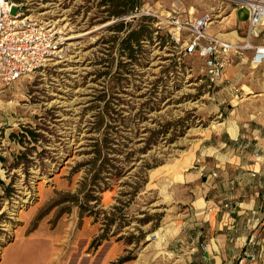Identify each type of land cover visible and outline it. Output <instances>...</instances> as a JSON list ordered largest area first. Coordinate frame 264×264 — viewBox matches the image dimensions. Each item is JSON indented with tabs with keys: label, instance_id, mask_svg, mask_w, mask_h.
Masks as SVG:
<instances>
[{
	"label": "rangeland",
	"instance_id": "374dc122",
	"mask_svg": "<svg viewBox=\"0 0 264 264\" xmlns=\"http://www.w3.org/2000/svg\"><path fill=\"white\" fill-rule=\"evenodd\" d=\"M22 1L36 13L38 0ZM60 1L61 38L79 36L0 90V264H172L182 180L217 125L219 102L264 93V61L253 68L252 50L232 52L223 81L212 83L203 58L184 52L186 32L141 0L118 15L126 7ZM134 30L138 43L125 49ZM156 201L158 211L144 210Z\"/></svg>",
	"mask_w": 264,
	"mask_h": 264
},
{
	"label": "crops",
	"instance_id": "0c3cea01",
	"mask_svg": "<svg viewBox=\"0 0 264 264\" xmlns=\"http://www.w3.org/2000/svg\"><path fill=\"white\" fill-rule=\"evenodd\" d=\"M141 1L142 10L162 21L192 22L209 13L208 38L247 40V0ZM261 34L249 43L260 44ZM225 75L223 70L219 83ZM246 93L235 104L219 102L217 125L201 140L194 169L182 180L187 204L172 264H264V93Z\"/></svg>",
	"mask_w": 264,
	"mask_h": 264
},
{
	"label": "built area",
	"instance_id": "2783aa9c",
	"mask_svg": "<svg viewBox=\"0 0 264 264\" xmlns=\"http://www.w3.org/2000/svg\"><path fill=\"white\" fill-rule=\"evenodd\" d=\"M26 5L22 0H0V90L22 76L46 67L55 60L59 45L63 43L61 30L57 28L64 21L57 11L63 2L38 0L35 14L30 13ZM246 5L249 10L247 40L241 44L208 38L205 29L211 19L209 13L192 22L182 23L171 18V24L187 34L183 41L184 52H197L203 58L206 76L212 83L221 78L226 57L232 51L253 50L250 63L254 67L264 61V41L258 45L248 41L250 37L263 38L264 0H247ZM13 8H16L14 13ZM179 37L174 39L178 41Z\"/></svg>",
	"mask_w": 264,
	"mask_h": 264
},
{
	"label": "bare ground",
	"instance_id": "6f19581e",
	"mask_svg": "<svg viewBox=\"0 0 264 264\" xmlns=\"http://www.w3.org/2000/svg\"><path fill=\"white\" fill-rule=\"evenodd\" d=\"M79 36V35H77ZM76 35L70 33L66 36H64V38H62L63 40H65V42H67L68 40L70 39H73L75 37H77ZM64 43V42H63ZM62 43V44H63ZM61 51V48L60 50L58 51V53ZM67 54L65 53L64 56H66ZM71 56H68L67 59H63L64 61L70 59ZM254 66V65H252ZM51 103H60L61 105L64 104L66 106H71V103L68 101V102H64V101H60V100H53ZM51 103H48V104H51ZM59 146L56 147V151H57V154L61 156V153H63V147L64 145H66V143H60V144H57ZM67 147L70 148L71 147V142H68L67 143ZM187 166V163L185 165H183L182 167L183 168H186ZM177 179H180V175L178 174V176L176 175ZM19 191H20V194H19V199L22 203L24 202H27L28 201V198H29V195H30V192L28 191V187L27 185H25L22 181L19 183ZM21 203V204H22ZM160 202L156 201V202H149L148 205H147V208H145L144 210H148V211H151V212H154V211H158L159 210V207H160Z\"/></svg>",
	"mask_w": 264,
	"mask_h": 264
},
{
	"label": "trees",
	"instance_id": "16d2710c",
	"mask_svg": "<svg viewBox=\"0 0 264 264\" xmlns=\"http://www.w3.org/2000/svg\"><path fill=\"white\" fill-rule=\"evenodd\" d=\"M102 3H105V2H110L111 5H113L114 7H120V6H124L126 7V9L124 10H120L119 12H115L114 14L118 15L120 13H125L128 12L129 10H135L137 8L138 5L135 6L136 2L139 0H100ZM128 10V11H127ZM130 12V11H129ZM147 19V17H143L141 18V20H145ZM141 28H144V25H140V29ZM140 31L141 30H134V31H131L125 38H123L122 40V45L124 46L125 49H129L130 46L133 44V43H138V39L140 37ZM131 55V54H130Z\"/></svg>",
	"mask_w": 264,
	"mask_h": 264
}]
</instances>
